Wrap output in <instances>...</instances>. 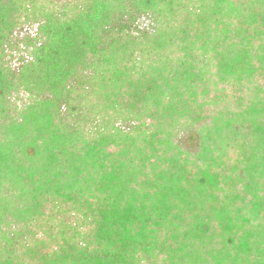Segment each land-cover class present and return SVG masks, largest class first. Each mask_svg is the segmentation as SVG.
I'll return each mask as SVG.
<instances>
[{"label":"trees","instance_id":"16d2710c","mask_svg":"<svg viewBox=\"0 0 264 264\" xmlns=\"http://www.w3.org/2000/svg\"><path fill=\"white\" fill-rule=\"evenodd\" d=\"M0 264H264V0H0Z\"/></svg>","mask_w":264,"mask_h":264}]
</instances>
